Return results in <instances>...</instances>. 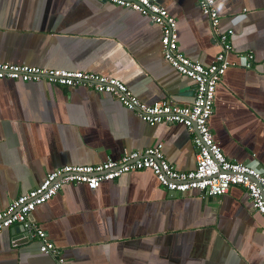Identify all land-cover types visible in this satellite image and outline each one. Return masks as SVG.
<instances>
[{
    "label": "crops",
    "instance_id": "obj_1",
    "mask_svg": "<svg viewBox=\"0 0 264 264\" xmlns=\"http://www.w3.org/2000/svg\"><path fill=\"white\" fill-rule=\"evenodd\" d=\"M155 1L176 21L178 49L209 64L219 47L196 0ZM214 7L216 30H233L232 65L216 85L208 127L227 159L264 170V0ZM159 37L147 17L106 1L0 0V61L107 75L144 103L189 104L193 85L162 58ZM193 132L145 123L85 87L0 79V210L56 167L158 142L176 170H190ZM31 215L68 264H264V218L240 185L203 197L167 191L149 169L132 170L93 190L63 184ZM53 262L19 227L0 230V264Z\"/></svg>",
    "mask_w": 264,
    "mask_h": 264
},
{
    "label": "built area",
    "instance_id": "obj_2",
    "mask_svg": "<svg viewBox=\"0 0 264 264\" xmlns=\"http://www.w3.org/2000/svg\"><path fill=\"white\" fill-rule=\"evenodd\" d=\"M102 1L135 11L159 27L162 58L177 73L187 77L193 85V98L189 104L179 105L166 99L147 104L140 101L118 79L81 70L44 68L0 61V79L85 87L113 96L145 123L182 125L185 129L194 131L191 137L195 149L194 168L186 171L176 170L165 159L160 142L95 164L62 165L47 172L37 186L17 195L0 210V230L20 226L24 237L37 239L41 253L53 257V264H68L58 255L57 248L47 239L45 231L30 217L34 208L49 200L63 184L83 183L93 190L103 181H110L122 173L140 169H149L158 184L171 192H196L203 197L219 196L231 185H240L245 189L252 209L264 218V170L251 162L227 159L208 127L216 85L220 76L232 65L227 53L232 48L230 37L233 30H216L219 16L214 7V0H196L200 11L209 19L214 43L219 47L213 60L206 65L189 59L178 49L176 21L155 0ZM245 57L243 65L249 67L252 54L246 52Z\"/></svg>",
    "mask_w": 264,
    "mask_h": 264
},
{
    "label": "water",
    "instance_id": "obj_3",
    "mask_svg": "<svg viewBox=\"0 0 264 264\" xmlns=\"http://www.w3.org/2000/svg\"><path fill=\"white\" fill-rule=\"evenodd\" d=\"M102 1V0H101ZM30 217H32V215L30 214ZM16 227V226H15ZM17 227H19L20 229H21V227L20 226H17ZM22 230V229H21ZM22 235H23V233H22ZM26 238V237H25Z\"/></svg>",
    "mask_w": 264,
    "mask_h": 264
}]
</instances>
